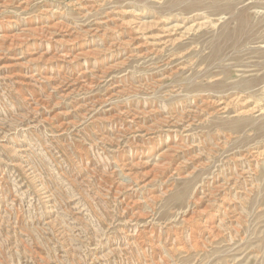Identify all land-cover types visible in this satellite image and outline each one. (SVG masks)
<instances>
[{
    "label": "rangeland",
    "instance_id": "obj_1",
    "mask_svg": "<svg viewBox=\"0 0 264 264\" xmlns=\"http://www.w3.org/2000/svg\"><path fill=\"white\" fill-rule=\"evenodd\" d=\"M0 264H264V0H0Z\"/></svg>",
    "mask_w": 264,
    "mask_h": 264
},
{
    "label": "bare ground",
    "instance_id": "obj_2",
    "mask_svg": "<svg viewBox=\"0 0 264 264\" xmlns=\"http://www.w3.org/2000/svg\"><path fill=\"white\" fill-rule=\"evenodd\" d=\"M22 1V0H21ZM257 79V78H256ZM256 81V80H255Z\"/></svg>",
    "mask_w": 264,
    "mask_h": 264
}]
</instances>
